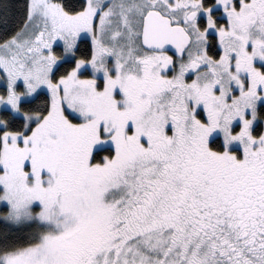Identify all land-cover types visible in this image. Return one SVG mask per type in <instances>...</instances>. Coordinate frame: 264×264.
Masks as SVG:
<instances>
[{
  "label": "snow or ice",
  "instance_id": "1",
  "mask_svg": "<svg viewBox=\"0 0 264 264\" xmlns=\"http://www.w3.org/2000/svg\"><path fill=\"white\" fill-rule=\"evenodd\" d=\"M0 264H264V0H0Z\"/></svg>",
  "mask_w": 264,
  "mask_h": 264
}]
</instances>
